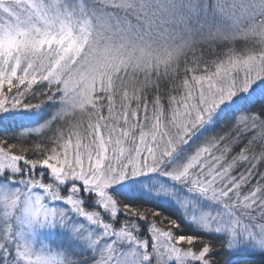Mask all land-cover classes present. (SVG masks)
I'll return each mask as SVG.
<instances>
[{"label":"snow or ice","instance_id":"6c2138e0","mask_svg":"<svg viewBox=\"0 0 264 264\" xmlns=\"http://www.w3.org/2000/svg\"><path fill=\"white\" fill-rule=\"evenodd\" d=\"M0 264H264V0H0Z\"/></svg>","mask_w":264,"mask_h":264}]
</instances>
